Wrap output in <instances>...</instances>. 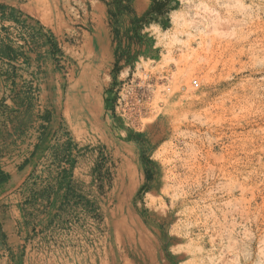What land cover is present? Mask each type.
<instances>
[{
	"label": "rangeland",
	"instance_id": "obj_1",
	"mask_svg": "<svg viewBox=\"0 0 264 264\" xmlns=\"http://www.w3.org/2000/svg\"><path fill=\"white\" fill-rule=\"evenodd\" d=\"M2 1L0 170L25 157L31 170L11 264L261 263L249 215L264 212V95L159 113L181 0Z\"/></svg>",
	"mask_w": 264,
	"mask_h": 264
},
{
	"label": "bare ground",
	"instance_id": "obj_2",
	"mask_svg": "<svg viewBox=\"0 0 264 264\" xmlns=\"http://www.w3.org/2000/svg\"><path fill=\"white\" fill-rule=\"evenodd\" d=\"M181 2L183 4L181 5L183 6V10L179 13H173L172 15L174 16V18L172 17L173 23H175L173 24V35L170 34L171 38L170 35L168 36V39H170L168 42H163V46L166 49L164 53L166 56H164L163 60L167 61L168 65L170 66L167 69L163 68L166 71H160L161 73L159 74L158 78H156V81L160 79L164 83L162 86H160L161 88L157 89L155 96L156 99H160L164 102L162 104L160 101V103L163 105L161 111L159 112L161 113L162 117L167 118L172 115L181 114V112L184 113V107L182 106L183 101L187 105H192L189 103V101L204 100L205 102L209 101L213 96L218 94H220L222 98L225 97L227 99L231 98L233 94H235V97L240 96L245 98L254 95H257V97L258 95H264V92H262L261 89L264 88V23H260V18L264 17V0H181ZM181 23L184 25V27L186 26V29L180 28ZM181 34H185V37L187 36L186 42L181 40ZM188 38L197 40L196 43H198V49L196 51H191L189 49L188 43L190 40ZM172 45H175V49H178L177 56L175 55L176 53L173 52L174 47ZM182 46L185 48H182ZM234 56L238 57L237 61L234 59L239 65V69H237L241 72H249L248 75H246V77L239 82L241 85V94H237L238 91L235 92V89L232 88L234 84L231 82V70L233 66L231 64L234 62ZM242 56H244V58L246 57L248 61H241L240 58ZM230 65L231 68L229 67ZM238 70L236 72H238ZM256 77H260L261 84L253 82L254 78ZM239 84L238 86H240ZM228 88L232 89L228 91ZM259 89H261V91ZM256 133L255 135H257ZM259 139H261L260 141L262 142L260 143V146L258 144L259 148H261V150L258 151L264 152V135L260 134ZM250 144L252 147L256 146H254L255 143H253V141ZM262 187H264V185H262ZM254 191V188H250V193H248L250 197L248 195L249 199H247L248 202L249 200L251 202L255 200ZM243 193L244 192H242V194ZM262 200L264 204L263 197ZM262 209L264 210V208ZM249 216H251L253 227L259 231H261V228H263L262 232L259 234H264V212L252 209ZM250 224L247 223V225ZM217 225L219 226V224ZM254 234L256 235V233ZM256 239H252V241H256ZM257 241L261 244V246L258 244L260 246L257 249L259 252L256 253H259V256H263L264 258V236H261V238ZM249 253H251V249L249 250ZM245 254L247 255L248 253ZM251 256H253L252 253L250 254V257ZM258 261L259 260L256 262L258 263ZM259 264H264V259Z\"/></svg>",
	"mask_w": 264,
	"mask_h": 264
},
{
	"label": "crops",
	"instance_id": "obj_3",
	"mask_svg": "<svg viewBox=\"0 0 264 264\" xmlns=\"http://www.w3.org/2000/svg\"><path fill=\"white\" fill-rule=\"evenodd\" d=\"M4 1L0 0V19L6 15L8 8L3 6ZM6 114L1 115L0 123L6 122ZM25 134H32L35 128H28ZM28 157L21 162L11 165L10 170H0V264H11L21 236L18 237L20 230H25L24 225L27 221L25 209L21 202V190L30 178V165ZM22 164H25L23 168Z\"/></svg>",
	"mask_w": 264,
	"mask_h": 264
}]
</instances>
